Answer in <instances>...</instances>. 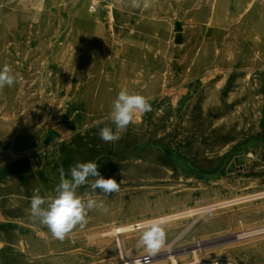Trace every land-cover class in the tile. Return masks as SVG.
I'll list each match as a JSON object with an SVG mask.
<instances>
[{
    "label": "rangeland",
    "instance_id": "obj_1",
    "mask_svg": "<svg viewBox=\"0 0 264 264\" xmlns=\"http://www.w3.org/2000/svg\"><path fill=\"white\" fill-rule=\"evenodd\" d=\"M183 1L170 11L152 12L143 0L138 8L126 6V0L110 1L117 5L110 21L109 3L92 13L90 2L76 8L73 0H46L34 20L26 7L30 3L0 0V68L10 66L22 90L17 106L11 103L10 87L0 90V121L6 114L8 124H17L22 110L26 119L39 114L30 128L27 122L10 139L0 140V264L106 261L90 240L91 232L99 230L94 226L98 219L111 214L117 226L135 224L189 207L200 211L162 223L165 248L172 251L151 261L165 257L171 264L175 257L182 264L195 251L202 257L208 247H217L222 260L233 264H264V236L228 249L225 245L238 240L234 224L209 227L218 215L244 212L254 226H264V211L255 212L264 198L208 209L264 193V0H231L226 18L218 9L211 13L204 0ZM97 13L104 41L77 30ZM72 47L68 85L60 57ZM208 62L216 72L205 81ZM122 89L145 96L152 111L140 115L118 141L104 142L100 129L115 131L110 112ZM87 161L96 162L104 178H115L120 189L105 196L81 186V196L88 193L108 212L89 211L86 224L62 241L55 239L31 217V199L53 196L59 169L67 174ZM158 199L163 210L154 209ZM142 204L149 211L143 212ZM117 244L116 236L105 252L111 254L112 247L118 252ZM253 244L260 245L253 250ZM123 249L125 255L128 249Z\"/></svg>",
    "mask_w": 264,
    "mask_h": 264
},
{
    "label": "bare ground",
    "instance_id": "obj_2",
    "mask_svg": "<svg viewBox=\"0 0 264 264\" xmlns=\"http://www.w3.org/2000/svg\"><path fill=\"white\" fill-rule=\"evenodd\" d=\"M24 1L27 2V3H30V5L26 6V7L28 9L31 8L30 10L34 12V20H36L38 15H39V13L43 10L46 0H24ZM126 1H127L126 4H128L129 0H126ZM73 2H74V7H76V8L82 7L86 2H90L91 5L99 4V0H73ZM183 2H184L183 0H154L152 2L147 3V6H148L147 10L152 12V11H158L161 8H165V11H170L174 7L182 6ZM203 2H205L206 5L211 7V9H212L211 13H215L216 9H218L224 15H226L225 18L227 17V12H228L227 6L231 2V0H204ZM153 3L158 5V7H156V5L154 6ZM105 7L107 9V15H108L110 21H113V19H114V9L117 7V5L109 3V4L105 5ZM118 8H122V7L118 6ZM83 21L84 22H83L82 25L79 24L77 26V30H79L80 33H83V35L86 34V33L87 34H93L95 37H99V38H101L102 41H104V39H105V37H104V28H103L102 23L99 22V14L98 13L96 14V16H93L89 20L85 19ZM212 21H213L212 18H210L209 23H211ZM118 32H119V30L115 31L114 36ZM115 40H116V38H115ZM115 40H114V42H116ZM78 42H83L80 36H79ZM102 44H105V43H102ZM73 53H75L73 47L72 48H68L67 57H65V56L60 57V59H62V65H63L62 67L65 68V71H66L65 74H67V78H68L67 79V83H68V85H70V82H71L72 71H73V66H74V65H72L73 63L71 62V59L73 58ZM211 68H212V62H208L204 66L205 70H211L210 75L205 77V79H204L205 81L208 80L209 78H211L213 76V74H215V72H216V71H214L216 69L213 70ZM18 86H19V83L17 85H15V83H14V85L12 87H10L12 89V91H13V94H12L10 100H12L11 103L13 105H16V106L18 105V103L20 104V102H21L20 101L21 100L20 96H21V93H22L21 92L22 90H18L17 89ZM18 115H19L18 116L19 117L18 123L17 124H11V125L7 123V122H9V119L7 117L8 115L5 114L2 117L3 121H0V140L4 141V140H7V139H10L11 136H12V133L14 132V129H20V130L21 129H25L27 122H28L27 125L30 128L31 125H34L36 123L35 120L39 119V118H37V116L39 114L33 115V117L30 118V119L24 118L25 112L23 110L21 112H19ZM139 121H140V116H138L136 123L139 122ZM188 180H191V179H188ZM199 187L201 189L205 190V192H206V193L204 192L205 194H203L204 195V199L208 198V193H207V189H205V186H203V185H201L199 183ZM261 198H264V193H260V194H257V195H251V196H247V197L245 196L243 198H240V199L238 198L237 200H232V201L229 200V201L224 202V203L220 202L221 204H216V205H214L212 207H209L208 209H210V211H211V209H213V208H214V210H216L215 208H218V209L227 208V207L233 206L234 204L237 205L238 202H241L242 204H244V203H247V202H249L251 200H255V199L258 200V199H261ZM216 203H218V201ZM263 204L264 203H262V205L260 207H258V208L256 207L257 208L256 211H255L256 213L264 211V205ZM163 208H164V202L162 201V199L156 200L154 209L159 211V210H163ZM140 209L143 212L149 211L148 206L145 205V204H142ZM198 211H200V210L199 209H193L192 207L191 208L189 207L188 210L185 211L182 214L179 213V214L173 215V216L166 215L165 217L157 218V220L161 221L162 223L165 222V221H176V220H178L181 217L193 216ZM246 213L247 212H244L242 214H235V215H232L231 217H225V216L218 215L217 218L209 221V227L210 228L218 226V225H221V226H224L226 228H229L228 227L229 221H231L234 224L233 227H234V229L236 231V233H234V234L238 235V237H237L238 240L235 241V242H232V243H229V244L225 245V246H230L228 249H230L231 246H233L234 244H236L238 242L245 241V240L253 241V240H257V239H259V238L264 236V226H261V227L254 226V224H252L251 221L247 220L244 217V216H246V215H244ZM223 214H221V215H223ZM239 217H243L244 219L242 221H240V220H238ZM149 220H153V219L152 218H143V220H139V221L135 222V224H139V225L142 226L144 224V222L149 221ZM94 226H98L99 230L91 232L90 240L91 241H96L98 250L101 253H104V255H105L104 258H106L108 260L102 261L101 259H93L92 261L89 262V264H126V262L132 263L133 258L136 257L137 254H138V256L147 255L146 252L144 251L143 246L138 247L139 246V244H138L139 243V240H138V236L139 235H137V231L131 232L132 231L131 224H121V225L117 226L116 223H115V218L113 217V215L110 214L109 218L98 219ZM172 228L176 229L177 226L173 225ZM242 228L245 229L243 231V233H242V231L240 232V230ZM120 232L122 234H124V235H123V241L119 239V244L116 245L118 247V252L113 247H112L111 254H109L108 252H105L106 251L105 247H108V245H111L113 238L116 237V235L119 234ZM205 237H206V239H208L207 238V234H205ZM87 243H88V241H87ZM220 243H222V242H220ZM123 245H125L127 247V249H128V251L126 252L127 259H128L127 261H125L126 258H125L124 255H123V260L121 259L120 255H119L120 254L119 248L121 249L122 253L124 254ZM259 245L260 244H253L251 246V248L253 250H255L256 248H258ZM201 249H202V247H201ZM132 251H134V252L132 253ZM168 251H167V249L164 246L160 250V252L153 258H157V257L159 258L161 256H164V254H166ZM170 251H172V250H170ZM198 252H200V250ZM168 254H170V253H168ZM222 254L223 253H222V251L219 248H217V247L209 248L208 247L205 251H203V256L202 257L198 256L197 251H195V252H193L191 254L193 259L191 261H188L187 259H182V264H209L210 262H212L213 260H216V259L222 260L223 259V255ZM167 257H169V256H167ZM163 259L160 260V261H159V259L158 260H154V261H150V263H148V264H166L168 260H163ZM169 261H170L171 264H180L178 262V259H176L175 257H170ZM92 262H96V263H92ZM235 264H245V263L237 261Z\"/></svg>",
    "mask_w": 264,
    "mask_h": 264
},
{
    "label": "clouds",
    "instance_id": "obj_3",
    "mask_svg": "<svg viewBox=\"0 0 264 264\" xmlns=\"http://www.w3.org/2000/svg\"><path fill=\"white\" fill-rule=\"evenodd\" d=\"M143 2L146 6L147 0ZM126 6L138 8L141 6V0H129ZM17 81L18 74H15L10 66L6 64L0 68V90L5 86L12 87ZM151 111L152 105L145 96L126 89L120 90L112 102L110 112V120L115 126V131L112 127L105 126L100 129V138L104 142L118 141L121 133L125 132L130 124L135 123L138 116ZM98 169L99 165L94 161L78 162L69 168L67 174L61 167L59 183L54 188V195L46 198L37 195L31 199V217L46 226L53 238L62 241L78 225L87 223L89 211L99 209L107 213L108 208L103 202H98L88 196V193L84 196L78 193V189L85 184H88L93 193L99 189L105 196L119 191L120 183L112 177L104 178ZM165 242L166 232L161 221L153 219L144 222L139 244L147 254L146 262H150L151 258L160 252ZM212 264H217V261L213 260Z\"/></svg>",
    "mask_w": 264,
    "mask_h": 264
},
{
    "label": "built area",
    "instance_id": "obj_4",
    "mask_svg": "<svg viewBox=\"0 0 264 264\" xmlns=\"http://www.w3.org/2000/svg\"><path fill=\"white\" fill-rule=\"evenodd\" d=\"M110 1H115V0H99V4H96V5H91V7H90V12H92V13H96L98 10H99V8H100V5H103V4H107V3H109ZM141 228H142V226L141 225H139V224H131V229H132V231L131 232H134V231H137V232H140L141 231ZM123 235L124 234H122L121 232L119 233V234H117L116 236H117V243L119 244V239L120 240H122L123 241ZM120 246V245H119ZM123 247H124V245H123ZM124 250V249H123ZM119 251H120V257H121V259L123 260V253H122V251H121V249L119 248ZM124 252V251H123ZM125 255H127L126 254V252H125ZM124 255V256H125ZM146 256L147 255H144V256H136V257H134L133 258V261H132V263H129V262H126V264H148V263H150V262H146ZM126 261L128 260L127 258L125 259ZM151 261V260H150ZM216 261H217V264H232L230 261H228V260H220V259H216ZM209 264H212V262H210Z\"/></svg>",
    "mask_w": 264,
    "mask_h": 264
}]
</instances>
